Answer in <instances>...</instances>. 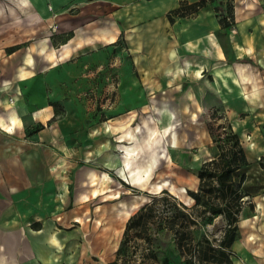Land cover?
Returning a JSON list of instances; mask_svg holds the SVG:
<instances>
[{
	"label": "rangeland",
	"instance_id": "374dc122",
	"mask_svg": "<svg viewBox=\"0 0 264 264\" xmlns=\"http://www.w3.org/2000/svg\"><path fill=\"white\" fill-rule=\"evenodd\" d=\"M31 1L0 0V46L7 52L14 46L24 47V50L32 48L31 59L38 60L39 68H45L46 61L51 58L35 53L37 44L41 45L43 40L48 39L50 46L61 51L62 45L72 38H82L85 42L98 39L84 44L70 59L103 51L109 61L117 62L109 69L119 67L122 74L119 80L113 75L108 79L110 85L119 88V95H94L92 92L85 95L89 101L86 114L91 112V118L86 120L93 135L91 153L51 170L57 175L54 199L60 208L49 213L47 218L54 221L57 234L45 245L39 244L42 255L33 260L31 249L22 243V264H108L116 260L128 220L150 202L152 194L167 189L190 208L194 207L188 191L198 189L200 167L219 156L217 140L230 126L239 133L250 160L247 179L242 186L246 196L240 220L257 215L258 205L264 206V69L257 70L258 77L247 72L249 82L258 79L261 90L260 95L251 96L252 99L246 95H203L202 85L195 78L188 80V84L180 82L177 71L181 25L175 24L177 20L175 23L169 21L165 8L164 13H159L164 0H139L141 4L133 13L134 18L125 12L122 20H119L121 0H58L59 3L47 0L38 4ZM230 4L235 8V0H217L213 4L216 14L225 13ZM113 28L123 29L120 46L119 41L113 47L100 40L103 29ZM225 33L219 36L223 42L227 37ZM165 64L171 69V82H162L155 75L156 69H162ZM154 106L168 110L170 119L161 123V115ZM138 126L142 132L135 143L141 159L134 165L144 166L148 159L155 160L150 165L155 170L144 187L127 183L130 180L120 178L117 170L103 165L110 153L120 154V150L116 151L119 144H127L118 142L119 136ZM99 150L106 151L98 155ZM127 167L130 166L127 164ZM91 170L98 176L102 174L98 186L80 179V175ZM106 188H111L109 194L118 191L120 194L92 197L93 190ZM58 217H62L61 220H57ZM259 219L256 229L241 228L239 221L231 253L234 264H264V211ZM224 230V219L217 217L211 224L198 229L196 235L201 238L206 234L217 244ZM251 232L260 238L256 243L248 241ZM152 234L161 258H170L169 264L184 262L172 232L162 230ZM132 238L139 243L135 254L138 260L142 257L140 249L144 240L135 234ZM136 264L141 263L137 261Z\"/></svg>",
	"mask_w": 264,
	"mask_h": 264
},
{
	"label": "crops",
	"instance_id": "0c3cea01",
	"mask_svg": "<svg viewBox=\"0 0 264 264\" xmlns=\"http://www.w3.org/2000/svg\"><path fill=\"white\" fill-rule=\"evenodd\" d=\"M45 1L32 0L31 3ZM181 1L198 0H164L159 13H164L165 8L168 17ZM216 1H210L194 17L176 18L174 22L181 25L177 71L180 82L187 83L195 78L202 85L203 95H246L252 99L251 96L260 95L261 90L258 79L249 82L247 72L258 77L257 70L264 69V0H235V33L233 28L221 27L213 6ZM51 2L59 3L58 0ZM140 4L139 0L119 1V20L125 18V12L133 19ZM221 32H226L225 43L220 40ZM122 33V28L103 29L100 40L113 47L119 41L120 46ZM96 41L98 39L85 42L82 38H72L62 45L61 51H56L48 39L43 40L41 45L37 44L35 53L56 58L48 59L45 68H39L38 60L31 59L32 48L20 47L9 53L0 46V264H22V243L31 249L32 260L39 258L42 255L39 244L45 245L55 238L54 221L47 217L60 205L54 199L57 175L51 170L91 153L93 135L90 125L86 124L91 112L86 114L89 101L85 95L91 92L119 95V88L110 85L108 79L113 75L119 80L122 71L119 67L109 69L117 62L109 61L106 53L101 51L70 59L84 44ZM166 66L155 72L162 82L171 79V69ZM131 78L136 83L134 77ZM116 83L119 85L118 81ZM154 110L160 113L161 123L170 119L165 108L154 106ZM140 132L142 129L138 126L120 135L118 142L127 144H119L116 151L120 150V154L110 153L103 165L113 167L120 178L130 180L127 183L144 187L155 170L150 166L155 160L148 159L144 166L134 165L141 159L135 143ZM99 151L98 155H102L106 150ZM101 178V173L98 176L92 170L80 175L82 181L88 180L92 186H98ZM111 191V188L95 189L92 197L120 194V191L109 194ZM258 208L252 219L242 220L244 227L240 222L241 228H258L264 206L259 204ZM34 224H39V229H35ZM258 240L256 233L248 235V241L256 243Z\"/></svg>",
	"mask_w": 264,
	"mask_h": 264
},
{
	"label": "trees",
	"instance_id": "16d2710c",
	"mask_svg": "<svg viewBox=\"0 0 264 264\" xmlns=\"http://www.w3.org/2000/svg\"><path fill=\"white\" fill-rule=\"evenodd\" d=\"M210 1L198 0L193 3L181 1L180 6L168 14L169 21L176 18L191 17ZM234 5L227 7L226 13H218L222 28L235 26ZM19 46L9 48L14 52ZM219 156L206 161L198 171L197 190H189L194 207L180 201L167 189L152 194L150 202L145 203L128 220L116 260L108 264H169L171 259L161 258L155 249L153 231L168 230L175 235L176 246L182 264H234L231 253L237 240L239 221L244 208L245 192L242 186L247 179L246 168L250 166L247 151L239 133L230 126L229 131L217 140ZM217 217L225 221L224 236L216 244L208 235L197 238L196 232L202 226L211 224ZM35 229L40 225L34 224ZM134 234L144 240L142 257L136 259L139 243L133 241ZM134 243H137L135 245ZM103 264V263H99Z\"/></svg>",
	"mask_w": 264,
	"mask_h": 264
}]
</instances>
